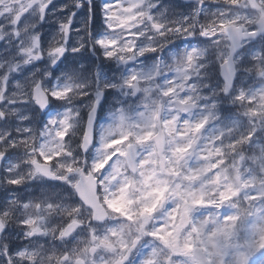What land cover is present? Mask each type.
<instances>
[{
  "label": "snow or ice",
  "instance_id": "obj_1",
  "mask_svg": "<svg viewBox=\"0 0 264 264\" xmlns=\"http://www.w3.org/2000/svg\"><path fill=\"white\" fill-rule=\"evenodd\" d=\"M0 264H264V0H0Z\"/></svg>",
  "mask_w": 264,
  "mask_h": 264
}]
</instances>
